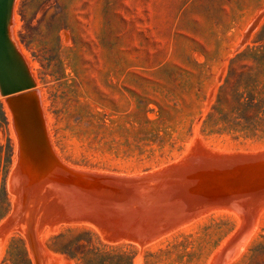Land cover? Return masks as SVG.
Wrapping results in <instances>:
<instances>
[{"label": "rangeland", "instance_id": "obj_1", "mask_svg": "<svg viewBox=\"0 0 264 264\" xmlns=\"http://www.w3.org/2000/svg\"><path fill=\"white\" fill-rule=\"evenodd\" d=\"M10 32L59 167L22 190L0 94V264H264V0H15Z\"/></svg>", "mask_w": 264, "mask_h": 264}, {"label": "bare ground", "instance_id": "obj_2", "mask_svg": "<svg viewBox=\"0 0 264 264\" xmlns=\"http://www.w3.org/2000/svg\"><path fill=\"white\" fill-rule=\"evenodd\" d=\"M64 39V38H63ZM15 42V41H14ZM16 44V43H15ZM16 47H17V49L19 50V48H18V46L16 45ZM20 51V50H19ZM20 53H21V51H20ZM22 54V53H21ZM25 54V53H24ZM22 56H23V54H22ZM25 56H26V59H25V57L23 56V58L25 59V61L27 60L28 61V63L29 64H32V65H34L33 64V62L32 63H30V61H29V58H28V56L25 54ZM27 61H26V63H27ZM28 65V64H27ZM31 65V66H32ZM34 73V75H35V72H33ZM33 77V76H32ZM34 78V77H33ZM35 80V79H34ZM35 90L32 92V93H37V97H36V99L33 101V102H31V100L30 99H27V101H25V103H23V104H20L19 106H17V107H11V103L13 102L12 100V98H10V95H6V96H4L3 97V100H4V103H5V105H6V107L10 110V112H11V114L13 115V122H14V128H15V130H16V133H17V143H18V149H17V151H18V160H17V162H15V164H16V172H17V174L20 176V179H22V181H23V183L25 184V186L23 185V187H22V190H24L23 188L24 187H28V188H30V189H34V190H36V189H40V188H42L44 185H46L47 184V182H48V179L49 178H51L52 176H53V174L55 173V171H56V169H58V163H57V160L58 159H56L55 157V155L51 152V150H50V146L48 145V142H47V140H46V135H47V133L45 134V124H44V122H43V111H42V98H41V92H40V89H39V87H35L34 88ZM17 159V158H16ZM59 162V161H58ZM61 162V161H60ZM62 164V163H61ZM62 168V167H61ZM60 171V170H59ZM58 171V172H59ZM210 173H212V171L210 172ZM213 173H215V172H213ZM56 174V173H55ZM82 174V173H81ZM14 175V174H13ZM62 175V174H61ZM191 175V174H190ZM194 175V174H193ZM192 175V176H193ZM214 175V174H213ZM83 177H85L84 175H82ZM207 176H209V173H208V175ZM211 176V175H210ZM188 177V176H187ZM201 177V176H200ZM213 178L215 177V176H212ZM211 177V181L213 180V178ZM217 177V176H216ZM259 177V176H258ZM14 178H15V176H14ZM88 178V177H87ZM163 178V177H162ZM165 178V177H164ZM183 179H184V177H182ZM204 178H206V179H209L208 177H205L204 176ZM218 178V177H217ZM191 179V178H190ZM189 179V180H190ZM198 179V178H197ZM201 179V178H200ZM205 179V180H206ZM214 179H216V178H214ZM259 179V178H258ZM69 180V179H68ZM196 180V179H195ZM201 180H203V179H201ZM201 180H198V181H200L201 183H203V182H205L204 180L203 181H201ZM260 180V179H259ZM259 180H257V181H259ZM20 181V180H19ZM88 181V180H87ZM93 181V180H92ZM96 181H98V180H96ZM155 181V180H154ZM171 182H173V181H175V180H170ZM194 181V180H193ZM215 181H217V179L215 180ZM75 181L73 180V183H74ZM166 182H168L167 180H166ZM195 183L197 182V181H194ZM206 182H208L207 180H206ZM209 182H210V180H209ZM213 182H214V180H213ZM94 183H96V182H94ZM116 183V182H115ZM114 183V184H115ZM170 183V182H169ZM169 183H168V185H169ZM174 183V182H173ZM184 183V182H183ZM185 183H187V182H185ZM190 183H192V184H194L193 182H190ZM199 183V182H198ZM201 183H199V185H201ZM51 184V183H50ZM172 184V183H171ZM203 184H205V186H206V183H203ZM19 185V184H18ZM75 185V184H74ZM112 185V184H111ZM116 185V184H115ZM120 185V184H119ZM118 185V186H119ZM179 185H181L180 183H179ZM178 185V186H179ZM191 185V184H190ZM197 185V184H196ZM208 185H210V183L208 184ZM207 185V186H208ZM53 186V185H52ZM117 186V185H116ZM167 186V185H166ZM171 186V185H170ZM169 186V187H170ZM176 186H177V184H176ZM184 186H185V184H184ZM184 186H180V187H184ZM193 186V185H192ZM198 186V185H197ZM202 186V185H201ZM201 186H199V187H201ZM205 186H204V188H205ZM214 186V185H213ZM19 187V186H18ZM58 187V186H57ZM75 187H76V185H75ZM137 187H139V186H137ZM174 187V186H173ZM190 187V186H189ZM196 187V186H195ZM215 187V186H214ZM81 188V187H80ZM151 188V187H150ZM156 188H158V187H156ZM170 188H172V187H170ZM185 188H187V187H185ZM198 188V187H197ZM26 189V188H25ZM29 189V190H30ZM139 189V188H138ZM141 189V188H140ZM148 189V188H147ZM160 189H162V188H160ZM159 189V190H160ZM169 189V188H168ZM174 189H175V187H174ZM174 189L173 190H171V192L172 191H174ZM177 189V188H176ZM175 189V191H177ZM179 189V188H178ZM182 189H184V188H182ZM195 189V188H194ZM201 189L202 190H204L203 189V186L201 187ZM54 190V189H53ZM69 190V189H68ZM83 190L85 191V189L83 188ZM87 190V189H86ZM149 190V189H148ZM15 191H16V188H15ZM27 191V190H26ZM158 191V190H157ZM169 191V190H168ZM167 190L164 192V194L163 193H161L162 194V196L163 195H167L166 194V192H168ZM178 191H181V190H178ZM184 191H185V189H184ZM188 191V190H187ZM186 191V192H187ZM193 191V190H192ZM196 191V190H195ZM198 191H199V189H198ZM197 191V192H198ZM208 191V190H207ZM206 191V192H207ZM17 192V191H16ZM72 192V191H71ZM80 192V191H79ZM103 192V191H102ZM170 192V191H169ZM189 192H191V191H189ZM202 192H205V191H202ZM35 193V192H34ZM38 193V192H37ZM104 193V192H103ZM109 193V192H108ZM156 193V195L159 193L160 194V192L158 191V193L157 192H155ZM18 194V193H17ZM25 194V193H24ZM44 194V193H43ZM160 194V195H161ZM190 194H192L193 195V193H190ZM205 194V193H204ZM45 195V194H44ZM47 195V194H46ZM109 195H110V193H109ZM155 195V194H154ZM196 195H198L197 193H196ZM233 195V194H232ZM50 196V195H49ZM106 196V195H105ZM160 197V199L161 198H164V197H166V196H164V197ZM188 196V195H187ZM187 196H185V197H187ZM195 196V193H194V195H193V197ZM199 196V195H198ZM27 197V196H26ZM39 196H37V198H38ZM42 197H45V196H41V198ZM56 197V196H55ZM184 197V196H183ZM184 197V198H185ZM190 197H191V201H193L194 199H195V197H194V199H192L193 197L190 195ZM207 197V196H206ZM261 197V196H260ZM264 197V196H263ZM41 198H40V200H41ZM49 198V197H48ZM47 198V199H48ZM52 197H50V199H51ZM108 198V197H107ZM155 198H157L156 196H155ZM154 198V199H155ZM198 198V197H197ZM237 198V197H236ZM18 199H19V197H18ZM16 200V201H19V200ZM44 199H46V198H44ZM43 199V200H44ZM111 199V198H110ZM153 199V200H154ZM160 199H159V201H160ZM199 199V198H198ZM235 199V198H234ZM25 200V199H24ZM27 200V199H26ZM30 200H32V198L30 199ZM38 200V199H37ZM156 200V199H155ZM158 200V199H157ZM167 200V199H166ZM189 200H190V198H189ZM189 200H186V201H189ZM255 199H254V197L252 196V199H246L245 201H244V203L245 204H250V203H252L253 201H254ZM39 201V200H38ZM37 201V202H38ZM48 201H50V200H48ZM148 201L150 202V199L148 198ZM145 202V203H148L149 204V202ZM195 201V200H194ZM199 201V200H198ZM241 201V200H240ZM259 201H260V199H259ZM25 202H27V201H25ZM54 202V201H53ZM151 202H152V200H151ZM150 202V203H151ZM154 202V201H153ZM152 202V203H153ZM164 202V201H163ZM176 202V201H175ZM179 201H177V203H178ZM237 203H238V201H236ZM17 203V202H16ZM33 203L34 202H30V204L31 205H33ZM44 203L46 204V202L44 201ZM48 203V202H47ZM113 203V202H112ZM165 203V202H164ZM163 203V204H164ZM172 203V202H171ZM18 204V203H17ZM25 204V203H24ZM28 202L26 203V205H30ZM38 204H40V203H38ZM42 204V203H41ZM45 204H43V206L45 205ZM159 204L160 203H158V207H159ZM163 204H161V205H163ZM173 204V203H172ZM15 205V204H14ZM35 205V204H34ZM49 205H50V203H49ZM49 205H48V207H49ZM53 205V204H52ZM55 205V204H54ZM112 205H114V204H112ZM144 205V204H143ZM150 205V204H149ZM156 205H157V203H156ZM21 206V205H20ZM142 206V205H141ZM155 206V205H154ZM214 206V205H213ZM217 206V205H216ZM230 206V205H229ZM24 207H25V205H24ZM45 207H46V205H45ZM47 207V208H48ZM51 207H53V206H51ZM145 207V206H144ZM149 207H151L152 208V206L150 205ZM157 207V206H156ZM156 207H154V209H156L155 211H157V212H159V211H161V210H159L160 209V207L159 208H156ZM23 208V207H22ZM37 208V207H36ZM42 208V207H41ZM161 208H162V206H161ZM229 208V207H228ZM236 208H239V207H236ZM25 209H27L26 207H25ZM34 209V208H33ZM44 209V208H43ZM163 210H165L166 209V207H165V209L164 208H162ZM38 210H41V211H39L40 213L43 211L42 209H37V211ZM51 210H52V212H54L53 211V208H48V211L47 210H45L46 212H48V216L49 215H51L50 213H51ZM54 210H56V209H54ZM113 210V209H112ZM131 210V209H130ZM150 210H152V209H150ZM149 210V211H150ZM159 210V211H158ZM162 210V211H163ZM14 211V210H13ZM24 211V210H23ZM31 211H33V210H31ZM34 211H36V209L34 210ZM33 211V212H34ZM146 211V210H145ZM154 211V210H153ZM26 212V211H25ZM29 212V211H28ZM27 212V213H28ZM32 212V213H33ZM46 212H42L41 214H45ZM50 212V213H49ZM191 212V211H190ZM190 212H189V214H190ZM199 212V211H198ZM247 212V211H246ZM148 213V212H147ZM155 213V212H154ZM162 214H163V216H164V211L163 212H161ZM26 214V213H25ZM29 214V213H28ZM37 214H39V213H36V218L38 219V217L40 218L41 216V214H39V216L37 217ZM152 214V213H151ZM181 214V213H180ZM180 214H177V215H180ZM183 214V213H182ZM187 214H188V212H187ZM187 214H186V216H187ZM32 215H34V214H32ZM46 215H47V213H46ZM112 215V214H111ZM141 215V214H140ZM148 215H150V214H148ZM157 214H155V215H153L154 217L156 216ZM159 216H160V214H158ZM195 215V214H194ZM198 215V214H197ZM22 216V215H21ZM43 216V215H42ZM45 216V215H44ZM128 215H126V217H127ZM152 216V215H151ZM151 216H147L150 220L152 219L151 218ZM162 216V217H163ZM185 216V217H186ZM14 217H15V215H14ZM20 217V216H19ZM18 217V218H19ZM25 217H26V215H25ZM47 217V216H46ZM94 217V216H93ZM146 217V218H147ZM17 218V219H18ZM27 218V217H26ZM118 218H119V216H118ZM144 218V217H143ZM157 218V217H156ZM158 218H160V217H158ZM158 218H157V220H158ZM29 219V218H28ZM148 219V220H149ZM162 219V218H161ZM167 219V218H166ZM178 219H180L179 217H178ZM19 220H20V218H19ZM38 220H40V219H38ZM150 220H149V222H150ZM155 220V219H154ZM163 220V219H162ZM165 220V219H164ZM177 220V219H176ZM184 220V219H183ZM187 220V219H186ZM246 220V219H245ZM160 221V220H159ZM166 221H168V220H166ZM187 221H189V220H187ZM255 221V220H254ZM26 222H27V220H26ZM25 222V223H26ZM41 222V220L39 221V223ZM152 222H154V221H152ZM156 222V221H155ZM185 222V221H184ZM190 222V221H189ZM37 223H38V221H37ZM139 223V222H138ZM157 223H159V222H157ZM168 223V222H167ZM257 223V222H256ZM27 224V223H26ZM140 224V223H139ZM138 224V225H139ZM150 224H153V223H150ZM169 224H171L170 222H169ZM168 225V224H167ZM167 225H165V226H167ZM178 225H181V224H178ZM177 225V226H178ZM25 226V225H24ZM38 226V225H37ZM37 226L35 227L36 229H37ZM148 226V225H147ZM174 226V225H173ZM20 227H21V225H20ZM27 227V225L24 227V228H26ZM255 227V226H254ZM164 228V227H163ZM175 228V227H174ZM174 228H172V229H174ZM138 229V228H137ZM171 229V230H172ZM254 231V230H253ZM146 232V231H145ZM161 232V231H160ZM170 232V231H169ZM119 233V232H118ZM135 233V232H134ZM121 234V233H120ZM126 234V233H125ZM33 235V234H32ZM118 235V234H117ZM165 235V234H164ZM166 235H167V233H166ZM34 236V235H33ZM123 236V235H122ZM129 236V235H128ZM157 236V235H156ZM156 236H154L156 239L158 238V237H156ZM159 236V235H158ZM6 237V236H5ZM4 237V238H5ZM109 237V236H108ZM119 237V236H118ZM126 237V236H125ZM125 237H123V238H125ZM161 237V236H160ZM112 238H114V239H117V238H115V237H112ZM133 237H131V239H132ZM130 238H129V240H131ZM150 239V238H149ZM156 239H154V241L156 240ZM159 239V238H158ZM122 240V239H121ZM123 240H125V239H123ZM153 240V238L151 239V241ZM126 241V240H125ZM132 241H134L133 239H132ZM144 241V240H143ZM118 242V241H117ZM136 242V241H135ZM148 242V241H147ZM139 243H141V242H139ZM149 244V243H148ZM246 244V243H245ZM146 245V244H145ZM243 245V244H242ZM244 250V249H243ZM32 254V253H31ZM239 255V254H238ZM40 260V259H39ZM35 261V260H34ZM213 261V260H212ZM230 264H232L231 263V261H230Z\"/></svg>", "mask_w": 264, "mask_h": 264}, {"label": "water", "instance_id": "obj_3", "mask_svg": "<svg viewBox=\"0 0 264 264\" xmlns=\"http://www.w3.org/2000/svg\"><path fill=\"white\" fill-rule=\"evenodd\" d=\"M15 0H0V94L10 95L11 107L33 102L37 93L28 65L11 37L10 27Z\"/></svg>", "mask_w": 264, "mask_h": 264}]
</instances>
